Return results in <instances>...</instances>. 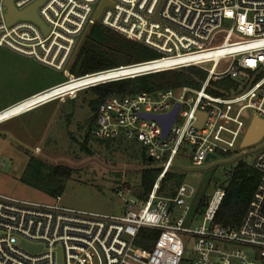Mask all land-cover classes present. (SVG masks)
Returning <instances> with one entry per match:
<instances>
[{"label":"built area","instance_id":"obj_1","mask_svg":"<svg viewBox=\"0 0 264 264\" xmlns=\"http://www.w3.org/2000/svg\"><path fill=\"white\" fill-rule=\"evenodd\" d=\"M36 1L13 4L23 11ZM104 1L45 0L37 8L45 32L30 19L9 23L6 0H0V47L63 71L65 77L15 103L35 98L18 115L136 76L198 67L206 77L199 87L141 91L107 98L98 106L93 137L137 138L160 170L148 196L127 200L124 214L68 208L60 196L39 202L0 192V264H264V147L251 164L258 184L236 226L214 222L227 185L215 190L196 227L186 224L193 188L184 183L174 195L161 193L162 179L177 156L201 166L210 155L231 154L238 145L244 148L252 119L264 121V0H106L97 19ZM96 23L160 57L75 76L71 66L79 42ZM222 79L232 81L231 88H216ZM176 105L177 116L163 138L161 125L145 114L164 115ZM262 141L264 132L247 147ZM143 229L158 231L150 248L138 243ZM184 236L192 238L196 255L188 263Z\"/></svg>","mask_w":264,"mask_h":264},{"label":"rangeland","instance_id":"obj_2","mask_svg":"<svg viewBox=\"0 0 264 264\" xmlns=\"http://www.w3.org/2000/svg\"><path fill=\"white\" fill-rule=\"evenodd\" d=\"M224 26H230V22L225 21ZM148 55L155 56L151 52ZM64 80L63 71L0 47V107ZM96 106L95 90L89 88L79 91L74 99L55 100L1 123L0 192L39 202H50L58 194L60 203L68 208L124 214L126 201L138 198L143 170L157 168L158 163H147L146 148L137 138L87 139ZM262 147L264 141L252 147L238 145L231 154L217 155L201 166L176 157L168 173L184 175L183 184L194 190L187 198V225L196 227L202 223L203 213L198 211L201 201L208 203L216 189L228 185L240 161L251 166L256 150ZM55 166L67 167L71 174H53ZM60 186V192H52ZM183 238L184 260L188 263L196 256L194 242L188 236Z\"/></svg>","mask_w":264,"mask_h":264},{"label":"trees","instance_id":"obj_3","mask_svg":"<svg viewBox=\"0 0 264 264\" xmlns=\"http://www.w3.org/2000/svg\"><path fill=\"white\" fill-rule=\"evenodd\" d=\"M151 49L96 23L87 30L82 39L71 70L73 73L81 76L120 65L140 63L160 57V54L156 50L153 49L152 51ZM149 52L155 54V56L149 57ZM201 76L206 77L204 70L198 67H188L136 76L93 87L96 94L97 106L94 107V115L90 121V131L87 139L93 137L92 129L97 109L105 99L110 97H125L141 91L156 92L164 88L177 89L183 85L199 87L202 80ZM232 84V81L229 79H222L215 86L220 90H228ZM212 93L215 95L221 94L218 90H212ZM97 140L106 141V139ZM146 160L151 165L147 153ZM58 172L64 177L71 174L69 168L55 166L52 173L56 174ZM159 173L160 170L155 167L143 170L141 189L137 194L138 198L142 199L148 196ZM184 179L185 177L182 174L167 173L161 182V193L166 192L167 194L174 195L176 192L175 188L183 184ZM258 181L259 174L252 166L240 161L231 173L225 196L215 214L214 222L226 226L238 225L247 210ZM61 190L62 187L60 186L52 192L57 193ZM56 196L59 195L57 194ZM207 204L205 200H202L198 211L204 213ZM157 236L158 231L143 229L138 243L143 247L150 248Z\"/></svg>","mask_w":264,"mask_h":264},{"label":"water","instance_id":"obj_4","mask_svg":"<svg viewBox=\"0 0 264 264\" xmlns=\"http://www.w3.org/2000/svg\"><path fill=\"white\" fill-rule=\"evenodd\" d=\"M45 0H37L34 2L32 5H30L27 9L23 11H18L13 4V0H6V6L8 9V15H7V21L9 23H12L13 21L17 19H30L37 24H39L45 32H47V29L45 28L43 22L40 20L38 13H37V8L40 6ZM108 2L105 0L98 8L95 17L98 19L100 16V13L104 6ZM179 106L176 105L173 110L167 114L164 115H151V114H145V117L148 119H152L157 121L162 128V137L165 138L170 131V128L177 116ZM200 123V122H199ZM264 132V121H262L259 118H253L251 121V124L248 128V131L245 135V138L243 139L242 146L247 147L251 146L255 143H257L261 137L263 136ZM215 158V155H210L208 156L207 160ZM152 158L149 157V161H151ZM29 248H33L32 246H29Z\"/></svg>","mask_w":264,"mask_h":264},{"label":"bare ground","instance_id":"obj_5","mask_svg":"<svg viewBox=\"0 0 264 264\" xmlns=\"http://www.w3.org/2000/svg\"><path fill=\"white\" fill-rule=\"evenodd\" d=\"M72 85V86H71ZM70 86L73 87L74 85L71 84ZM35 99V98H34ZM34 99H28L25 102L16 104L12 107H9L5 110H2L0 112V121L3 119H11L13 118L15 115H18L23 109H25L29 104L33 103Z\"/></svg>","mask_w":264,"mask_h":264},{"label":"crops","instance_id":"obj_6","mask_svg":"<svg viewBox=\"0 0 264 264\" xmlns=\"http://www.w3.org/2000/svg\"><path fill=\"white\" fill-rule=\"evenodd\" d=\"M27 98V97H26ZM23 99H25V98H23ZM23 99H20V100H17V101H10L8 104H6V105H4V106H2V107H0V112L2 111V110H5V109H7V108H9L10 106H12V105H14L15 103H17V102H19V101H21V100H23ZM13 118H15V117H13ZM12 118V119H13ZM7 121V120H6ZM5 122V121H4ZM3 123V122H2ZM1 124V123H0Z\"/></svg>","mask_w":264,"mask_h":264}]
</instances>
